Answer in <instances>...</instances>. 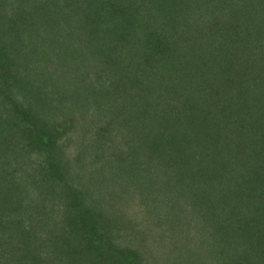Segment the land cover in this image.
<instances>
[{
  "label": "trees",
  "instance_id": "1",
  "mask_svg": "<svg viewBox=\"0 0 264 264\" xmlns=\"http://www.w3.org/2000/svg\"><path fill=\"white\" fill-rule=\"evenodd\" d=\"M233 230L264 264V0H0V264H197Z\"/></svg>",
  "mask_w": 264,
  "mask_h": 264
},
{
  "label": "rangeland",
  "instance_id": "2",
  "mask_svg": "<svg viewBox=\"0 0 264 264\" xmlns=\"http://www.w3.org/2000/svg\"><path fill=\"white\" fill-rule=\"evenodd\" d=\"M128 188L129 190L127 193H125L127 190L126 188L123 194L113 200L111 206H113L114 209L111 207L108 210L107 214H109V216L118 218L125 214L126 217L130 219V187ZM109 218L111 219V217ZM235 230L231 232L225 242H222L219 237L216 238V244L210 242L212 245L200 247L194 246V249L182 250L181 258L176 259L174 262H195L197 264H205V260L212 259L213 262H219L218 264H237V262L263 264L261 259L257 257L261 256V249H263V246L253 245L250 242L240 240ZM219 253H221V257L219 256ZM183 255H187L188 258H183ZM204 257L208 258L203 259Z\"/></svg>",
  "mask_w": 264,
  "mask_h": 264
}]
</instances>
